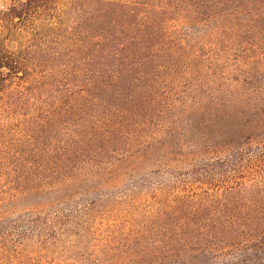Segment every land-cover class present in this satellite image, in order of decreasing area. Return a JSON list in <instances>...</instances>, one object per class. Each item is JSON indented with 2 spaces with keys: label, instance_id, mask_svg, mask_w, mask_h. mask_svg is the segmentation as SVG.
<instances>
[{
  "label": "rangeland",
  "instance_id": "374dc122",
  "mask_svg": "<svg viewBox=\"0 0 264 264\" xmlns=\"http://www.w3.org/2000/svg\"><path fill=\"white\" fill-rule=\"evenodd\" d=\"M11 5L0 0V36ZM251 18L234 9L178 21L180 68L161 106L109 153L62 174L38 165L59 135L44 128L32 140L39 120L0 101V264H160L154 247L177 199L219 191L207 175L217 162L237 143H264V20L252 29Z\"/></svg>",
  "mask_w": 264,
  "mask_h": 264
},
{
  "label": "trees",
  "instance_id": "16d2710c",
  "mask_svg": "<svg viewBox=\"0 0 264 264\" xmlns=\"http://www.w3.org/2000/svg\"><path fill=\"white\" fill-rule=\"evenodd\" d=\"M11 1L0 36V101L39 120L32 140L47 129L59 135L38 164H56L59 174L109 153L161 106L180 68L178 21L234 9L252 15V29L264 20V0ZM245 146L235 144L219 172L207 174L219 191L180 197L166 212L158 263L264 264V143Z\"/></svg>",
  "mask_w": 264,
  "mask_h": 264
}]
</instances>
